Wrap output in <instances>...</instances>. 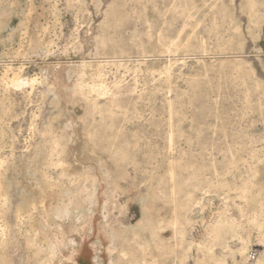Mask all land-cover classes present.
Listing matches in <instances>:
<instances>
[{
	"label": "rangeland",
	"instance_id": "1",
	"mask_svg": "<svg viewBox=\"0 0 264 264\" xmlns=\"http://www.w3.org/2000/svg\"><path fill=\"white\" fill-rule=\"evenodd\" d=\"M0 264H264V0H0Z\"/></svg>",
	"mask_w": 264,
	"mask_h": 264
}]
</instances>
